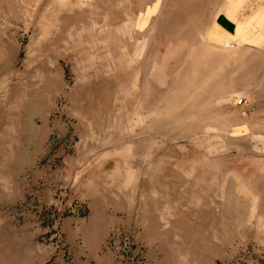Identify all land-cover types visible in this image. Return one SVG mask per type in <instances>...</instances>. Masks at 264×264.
<instances>
[{
  "label": "rangeland",
  "instance_id": "rangeland-1",
  "mask_svg": "<svg viewBox=\"0 0 264 264\" xmlns=\"http://www.w3.org/2000/svg\"><path fill=\"white\" fill-rule=\"evenodd\" d=\"M241 1L0 0V264H264Z\"/></svg>",
  "mask_w": 264,
  "mask_h": 264
},
{
  "label": "crops",
  "instance_id": "crops-1",
  "mask_svg": "<svg viewBox=\"0 0 264 264\" xmlns=\"http://www.w3.org/2000/svg\"><path fill=\"white\" fill-rule=\"evenodd\" d=\"M222 34L219 41L264 43V0L228 4L215 18L213 26ZM263 40V41H262Z\"/></svg>",
  "mask_w": 264,
  "mask_h": 264
},
{
  "label": "built area",
  "instance_id": "built-area-1",
  "mask_svg": "<svg viewBox=\"0 0 264 264\" xmlns=\"http://www.w3.org/2000/svg\"><path fill=\"white\" fill-rule=\"evenodd\" d=\"M231 44L233 45V42ZM245 102H246V100L243 97H239L236 103L244 104Z\"/></svg>",
  "mask_w": 264,
  "mask_h": 264
}]
</instances>
